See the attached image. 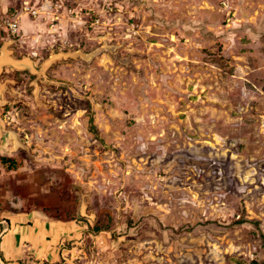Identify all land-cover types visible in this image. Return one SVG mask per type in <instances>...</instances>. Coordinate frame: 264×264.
I'll return each instance as SVG.
<instances>
[{"label":"rangeland","instance_id":"obj_1","mask_svg":"<svg viewBox=\"0 0 264 264\" xmlns=\"http://www.w3.org/2000/svg\"><path fill=\"white\" fill-rule=\"evenodd\" d=\"M13 1L0 189L80 223L57 264H264V0Z\"/></svg>","mask_w":264,"mask_h":264},{"label":"crops","instance_id":"obj_2","mask_svg":"<svg viewBox=\"0 0 264 264\" xmlns=\"http://www.w3.org/2000/svg\"><path fill=\"white\" fill-rule=\"evenodd\" d=\"M13 3L0 0V18L14 8ZM22 22L23 29L32 25L28 21L25 27ZM1 135L0 130V157L6 155ZM8 174V165L0 161V182L8 184ZM21 183L25 191L17 201H13L9 186L0 189V264L60 263L68 252L65 243L81 233L80 223L51 215L48 208L53 200L49 197V185H42L30 176Z\"/></svg>","mask_w":264,"mask_h":264},{"label":"water","instance_id":"obj_3","mask_svg":"<svg viewBox=\"0 0 264 264\" xmlns=\"http://www.w3.org/2000/svg\"><path fill=\"white\" fill-rule=\"evenodd\" d=\"M11 44V42H5L2 44L0 48V75L2 74L5 67H10L15 70H28L30 73H35L34 64L31 60L27 58L23 59H15L12 57V50H9L8 47ZM82 57L86 58L85 55L82 53H57L50 55L49 59L46 60L42 67L41 71L45 70L52 64L56 63L57 61H60L62 59L66 58H74V57ZM5 85L0 82V95L2 91L4 90Z\"/></svg>","mask_w":264,"mask_h":264},{"label":"built area","instance_id":"obj_4","mask_svg":"<svg viewBox=\"0 0 264 264\" xmlns=\"http://www.w3.org/2000/svg\"><path fill=\"white\" fill-rule=\"evenodd\" d=\"M25 11L28 10V8H23ZM32 15L36 14L35 11H30ZM4 31L7 33L9 37H15L19 34V25L16 20H10L7 17L0 19V32Z\"/></svg>","mask_w":264,"mask_h":264},{"label":"trees","instance_id":"obj_5","mask_svg":"<svg viewBox=\"0 0 264 264\" xmlns=\"http://www.w3.org/2000/svg\"><path fill=\"white\" fill-rule=\"evenodd\" d=\"M91 130L93 131V133L97 137V132L92 126H91ZM1 161H2L3 164H7L8 166H11V165L14 166V163L12 161H10L9 159L2 158ZM12 168H14V167H12ZM237 223H240V222H237ZM93 229H94L95 232H99L101 230L98 227H94Z\"/></svg>","mask_w":264,"mask_h":264},{"label":"bare ground","instance_id":"obj_6","mask_svg":"<svg viewBox=\"0 0 264 264\" xmlns=\"http://www.w3.org/2000/svg\"><path fill=\"white\" fill-rule=\"evenodd\" d=\"M84 211V206L82 207V212Z\"/></svg>","mask_w":264,"mask_h":264}]
</instances>
